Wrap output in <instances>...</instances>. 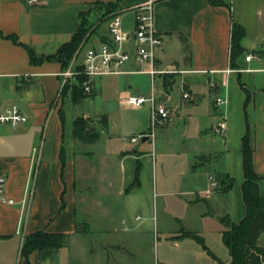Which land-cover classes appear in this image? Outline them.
Masks as SVG:
<instances>
[{
    "label": "crops",
    "instance_id": "obj_1",
    "mask_svg": "<svg viewBox=\"0 0 264 264\" xmlns=\"http://www.w3.org/2000/svg\"><path fill=\"white\" fill-rule=\"evenodd\" d=\"M147 1L152 4L153 29L162 41L155 50V67H171L174 71L165 75L170 82L165 90L162 77L153 81L154 93H160L164 105L174 113L170 121L158 127L157 136L161 138L171 125L181 123L183 132H192L198 142L208 143V148L196 147L192 152L191 161L201 157L206 163L195 169L192 166L191 173L200 172L204 184L197 187L189 203L207 209L199 213L200 221L209 220L219 238L223 230L220 217L227 216L234 224L244 218L240 150L245 134L252 152V169L258 177V195L264 198V0H224L227 7L209 6L207 0H38L34 4L0 0V111L14 105L26 119L13 128L0 124L3 192L15 202L0 205V244L16 242L19 256L25 235L43 231L68 236L63 247L32 251L27 263L19 259L21 264H102L103 249L116 245L88 240V222L95 218L92 212L111 200L112 187L116 199L139 189L142 179L133 184L134 174L153 164L154 155L144 144L154 142L147 135V118H131L125 123L127 130L112 133L107 114L93 118L83 112L82 99L74 103L69 90L58 92V74L64 70L59 63L31 64L26 49L36 57L53 55L70 41L82 18L92 26L94 38L89 46L96 44L106 35L108 17L113 14L90 23L89 17L100 12L98 7L115 4L116 10L122 11V26L130 28L129 10ZM102 22L104 28L98 30ZM232 22L243 30L239 41L243 52L230 66ZM136 69L129 61L120 74L104 77L146 76L150 94L149 77ZM101 78L92 81L90 96L115 90V86L98 81ZM127 88L117 91L119 104L126 95H149L130 85ZM174 88L178 92L175 97ZM182 91L190 95L189 100L181 99ZM215 97L224 103L214 107ZM219 115L225 124L222 137L212 132ZM75 118L87 119L97 138L90 140L82 134L75 137ZM137 135L141 136L137 143L128 141V137ZM214 159L216 171L233 179L225 194L209 187L210 176L205 173ZM27 189L30 196L24 198ZM256 245L264 249V233L258 236Z\"/></svg>",
    "mask_w": 264,
    "mask_h": 264
},
{
    "label": "rangeland",
    "instance_id": "obj_2",
    "mask_svg": "<svg viewBox=\"0 0 264 264\" xmlns=\"http://www.w3.org/2000/svg\"><path fill=\"white\" fill-rule=\"evenodd\" d=\"M98 10L100 12L89 17L90 23L97 19L105 20L104 8L98 7ZM116 12L118 11H112V13ZM104 24L102 22L98 30L103 29ZM85 27L86 31L81 43L83 45L76 51L77 63L81 60L82 51L94 38L91 34L92 26L87 23ZM98 81L115 86V90L110 94L103 91L82 99L83 112L93 118L107 114L110 122L109 130L118 134L128 129L125 123L131 118L137 116L147 118V128L150 130L147 135H152L150 140L154 139L152 144L144 143L148 153L154 152V155L153 164L146 165L137 176L138 180L142 179L140 188L134 189L124 198L116 199L114 187H112L111 200L92 212L95 218H92L91 223L88 222L90 227L88 240L97 244L116 245V248L103 249V259H100L102 264H114V262L118 264H217V261L227 264L228 254L214 231L215 226L209 220L200 221L199 213H206L207 209L203 205L189 203L194 198L197 187L204 184V176L200 172L191 173L193 171L191 167L194 166L195 169L202 162L206 163L201 159L191 161L192 152L196 147L208 148V143L204 140L201 143L198 142L192 132L189 134L183 132L181 123H174L168 132L158 138L159 128L154 127L151 131L148 104H144L137 110H129L119 104L117 91L128 90V85L132 89L138 88L147 91L146 95L149 94V82L146 76L138 74L111 76L103 77ZM154 85L156 92V82ZM172 94L174 97L178 95L176 88L172 90ZM86 122V137L90 138L95 131L89 127L87 119ZM138 140L133 143H137ZM216 162L217 160H212L210 170L205 173L210 176L208 183L211 189L216 187L214 181ZM210 181L214 183L213 186L210 185ZM123 228H125L124 231H122ZM181 230L198 236L205 249L193 239L175 238ZM14 243L0 244V264H21L17 243ZM212 256L216 257V260Z\"/></svg>",
    "mask_w": 264,
    "mask_h": 264
},
{
    "label": "built area",
    "instance_id": "obj_3",
    "mask_svg": "<svg viewBox=\"0 0 264 264\" xmlns=\"http://www.w3.org/2000/svg\"><path fill=\"white\" fill-rule=\"evenodd\" d=\"M38 0H26L27 4H34ZM129 12L132 15L130 28H124L121 23L120 14L122 11L110 14L106 27V35L102 41L91 44L82 51L81 60L76 61L77 52L68 63V66L58 74L60 77L58 92L62 87L75 80V77L81 76L83 80L79 83L82 93L89 95L92 92V81L109 75L121 73L124 64L132 61L137 66V72L145 74L150 79V94L148 96L126 95L120 99V104L132 108L140 109L144 104H148L149 120L151 131L154 127H162L172 117V111L159 101L160 93H154L153 81L155 77H162L172 74L171 67L157 69L155 67V50L161 44V37L153 29L152 4L147 1L138 5ZM80 49V48H78ZM78 51V50H76ZM248 61L249 57H245ZM181 99L189 100L190 95L182 91ZM224 101L219 97L213 100L214 107L223 104ZM26 121L25 117L14 105L4 107L0 111V124L9 127H16ZM225 130L224 119L219 115L218 121L214 124L212 132L217 137H222ZM141 136L129 138L131 143L135 142ZM152 138V135H149ZM4 177L0 174V205H14L15 202L5 197L3 192ZM210 185L214 183L210 181ZM30 196V190L25 191L24 198Z\"/></svg>",
    "mask_w": 264,
    "mask_h": 264
},
{
    "label": "trees",
    "instance_id": "obj_4",
    "mask_svg": "<svg viewBox=\"0 0 264 264\" xmlns=\"http://www.w3.org/2000/svg\"><path fill=\"white\" fill-rule=\"evenodd\" d=\"M209 6H228L224 0H207ZM106 11V14L112 13L116 10L115 4H104L102 6ZM86 20L80 19L76 32L71 37L70 41L57 49V51L46 57H36L29 49H26L28 60L31 64H38L44 61H56L59 63L61 69L67 67L70 60L73 58L76 50L81 48L84 39V33L86 31ZM243 36V30L235 23H231L230 38H229V62L230 66L234 58L240 56L243 52L239 45V41ZM14 41V38L9 37ZM168 78L162 76L161 87L165 90L169 87L170 82H167ZM83 80V77H75V80H71L69 84L62 87L61 92L70 90L72 101L75 103L79 99H83L90 95H85L79 87V83ZM103 118V117H102ZM104 120V118H103ZM86 120L82 118H75L73 121V133L75 137H79L80 134L85 135ZM88 138V137H87ZM97 134L90 135V140H95ZM241 170L243 182L240 187L241 198L245 208L244 218L238 223L234 224L229 220L227 216L220 217L218 222L222 225L223 230L220 234V240L222 245L227 251L229 262L228 264H263L264 249L256 245L258 236L264 233V198L258 195V177L255 175L252 169L251 149L248 144L247 134L241 138ZM201 159V157L199 158ZM193 168V167H192ZM138 172L136 171L133 178V184H137ZM214 181L216 187L214 192L218 194H225L232 186L233 179L227 174L215 171ZM76 228V232H78ZM68 236L65 234H50L43 231H37L28 235H25L22 239L19 248V258L22 262L27 263V256L32 251H41L45 249H59L63 247L67 242ZM175 238H190L200 244L203 249L201 239L189 231L181 230L180 234ZM214 260L215 257L212 256ZM217 264H223L217 261Z\"/></svg>",
    "mask_w": 264,
    "mask_h": 264
},
{
    "label": "water",
    "instance_id": "obj_5",
    "mask_svg": "<svg viewBox=\"0 0 264 264\" xmlns=\"http://www.w3.org/2000/svg\"><path fill=\"white\" fill-rule=\"evenodd\" d=\"M162 98H163V96L162 95H159V101L160 102H163V99Z\"/></svg>",
    "mask_w": 264,
    "mask_h": 264
}]
</instances>
